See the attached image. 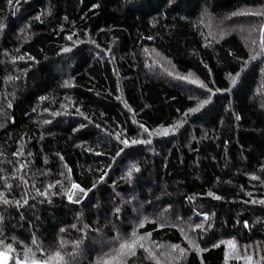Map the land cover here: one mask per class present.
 <instances>
[{
  "label": "trees",
  "instance_id": "1",
  "mask_svg": "<svg viewBox=\"0 0 264 264\" xmlns=\"http://www.w3.org/2000/svg\"><path fill=\"white\" fill-rule=\"evenodd\" d=\"M234 12H264V0H0V191L28 200L0 203L5 264L36 251L33 234L45 248L67 242L69 254L82 240L70 264H102L133 228L163 246L151 245L158 257L189 248L180 264H264V55L249 59L264 16ZM117 134L151 143L124 146ZM73 183L92 189L79 203L68 199ZM132 264L156 262L138 249Z\"/></svg>",
  "mask_w": 264,
  "mask_h": 264
},
{
  "label": "snow or ice",
  "instance_id": "2",
  "mask_svg": "<svg viewBox=\"0 0 264 264\" xmlns=\"http://www.w3.org/2000/svg\"><path fill=\"white\" fill-rule=\"evenodd\" d=\"M10 3L13 2V0H9ZM16 2L18 3V0H16ZM93 7H97V5H94ZM233 16H237V15H259V16H264V12H253V13H232ZM37 20L40 19V17H36ZM4 28L3 24H0V30H2ZM243 30V29H241ZM254 29H249V36L251 35V31ZM259 32H260V38H259V47H260V52H257L255 54H253L252 52H250L249 54V59L250 60H254L256 59L257 55H264V25H261L259 28ZM225 33L223 32V30H221V36H223ZM69 39H71V37H69ZM149 39H151V37H149ZM257 41L256 40H252V44H256ZM63 51H70L69 48H65L63 49ZM16 59H24L23 56H16L13 57V60ZM247 62H244V65L246 66ZM171 75V73H170ZM240 73L237 72L235 74V76H231L230 74V78H231V83L232 84H236L237 79L239 78ZM9 80L14 79L13 77H8ZM179 79H187V77H183L180 76ZM68 81H65L64 84L65 86L68 85ZM190 83L193 84H198L201 88H206L207 86L202 82V81H198V80H190ZM208 92H211V89H208ZM43 99V97L41 98ZM210 100V96L207 99L201 100L197 106L195 108H190L188 110V113H185V116H187L190 113L193 112H197L201 107H203L205 104H208ZM11 102H9L8 107H11ZM77 111H79V109H77ZM83 114V113H81ZM53 115H58V113H53ZM236 119H240L239 116L236 117ZM47 122V121H46ZM183 123V121H178L177 124L175 125H170L167 128H163L160 131L163 132L164 135H168L169 132H175L177 130V128L179 127V125ZM83 127V125L81 126ZM141 128L144 129V132L148 133V135H152V132L145 128L143 124L140 125ZM157 134H159V131L157 132ZM111 135V133L109 134ZM116 139L119 140L120 144L124 145V146H128L129 144L131 145H138V144H149L151 143V141L149 139H127V138H121L118 134L116 136ZM124 151V148H120L116 155L119 156L121 152ZM19 153H13V155H18ZM21 167H23V165H21ZM140 172V168L136 165L133 164L131 166V168L129 169V171L127 172L126 176L124 177V179L128 182L131 183L133 181L134 178V173H138ZM107 175V173L105 172H101L100 176L98 177V181H104L105 176ZM253 179H258L259 177L253 176ZM21 179L23 180V177H21ZM25 183H27V181H24ZM57 183H59V181H57ZM97 182H93L92 184V188L96 187ZM6 187L11 188V185H6ZM49 189L53 187L52 184H49L47 186ZM72 189H75V192H69L68 194V199L71 201L73 199V196H77L76 199V203H79V197L80 196H87L88 192H90L92 189L91 188H85V187H81L80 184L78 183H73L72 184ZM36 192L38 195L40 196H44L47 197L49 195V192L47 190L41 191L39 188H36ZM53 195H55V193H52ZM24 195L26 196L27 193H24ZM209 196H212L213 193L209 192L208 193ZM216 199H220L221 197L216 196ZM252 202H256V201H252ZM260 204H264V200H260L258 201ZM0 203H2L3 205H12L15 204L18 208L22 207L24 204L28 203L27 199H23V204L21 203L20 199L17 200H10L8 198H6L5 193L3 191H0ZM121 213V209L119 207H116L114 210V215L115 216H119V214ZM21 218H23V216H21ZM147 217H144L142 220L139 221V227L143 228L145 222L147 221ZM4 216L0 215V236H2V234L4 233ZM163 226V225H161ZM247 226V225H246ZM72 228H76L77 225L73 224L71 226ZM89 226L88 225H84L82 229H80V231H83L84 229H87ZM209 228L211 227V225L209 224L208 226ZM195 228L201 229L202 231H207L206 228H202L201 224H196ZM61 232L64 231V229L60 230ZM181 231H183L181 229ZM152 234L150 232H144L143 234H140L137 232L136 228H133L130 237L128 238H124L121 237L119 235H117L116 237L113 238V246H111L109 248V250L107 252L104 253L103 257H102V264H132V261L136 258L137 256V251L138 249H142L143 252L145 254H147V257L151 258L152 260H155L156 264H161V260L159 257H167L169 264H172V262H175V264H180V262L183 260V257L185 255V253L187 251H189V248H185V247H181L179 244H171L168 247L171 249V251H161L159 253V257L157 256V253L155 251H153L151 245H155L156 248H162L163 246L160 244H157L155 241H150L149 237ZM185 238L188 240L189 245L192 247H195L197 252H202L205 251L206 249H203L199 246V244H197L195 242V240H193L191 237L187 236V234H185ZM99 243H101L102 245L105 243V241L100 240L98 241ZM67 242L61 240L59 243V247H54L52 245L48 246L47 248H45L36 238L35 234H33V238L31 240V245L35 246L36 251H33L32 248H26L25 249V257L26 259L21 262L20 260H17V264H70V260L67 258L69 256H74L76 251L79 249L80 244L82 243V240H75L73 241V252L71 254L66 253L64 251H62V249L64 248L65 244ZM220 243H225L224 241H221ZM5 244V241L3 238H0V246H3ZM227 244L230 248H232L233 250L236 249L237 245L235 243L234 240H228ZM219 245L217 244H212V247H218ZM6 248L8 251H12L13 250V244L8 243L6 245ZM37 251L41 254H46V258L44 259H37L36 257V253ZM173 253H178L177 255H173ZM0 255H2V253H0ZM31 255V259H27V257ZM227 258H228V254L225 253V262H227ZM246 264H253V257L252 256H246ZM98 264H101V262H98ZM201 264H203V261L201 262Z\"/></svg>",
  "mask_w": 264,
  "mask_h": 264
},
{
  "label": "rangeland",
  "instance_id": "3",
  "mask_svg": "<svg viewBox=\"0 0 264 264\" xmlns=\"http://www.w3.org/2000/svg\"><path fill=\"white\" fill-rule=\"evenodd\" d=\"M8 260V257L6 255H0V264H5ZM17 264V262H15Z\"/></svg>",
  "mask_w": 264,
  "mask_h": 264
}]
</instances>
